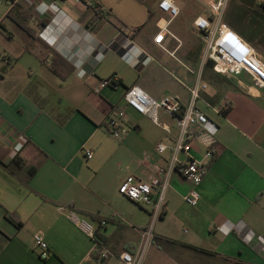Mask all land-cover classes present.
Instances as JSON below:
<instances>
[{
  "label": "crops",
  "instance_id": "obj_1",
  "mask_svg": "<svg viewBox=\"0 0 264 264\" xmlns=\"http://www.w3.org/2000/svg\"><path fill=\"white\" fill-rule=\"evenodd\" d=\"M0 1V264L84 261L93 243L67 209L92 222L96 236L107 237L109 252L135 251L151 220L149 207L119 194L118 185L128 174L147 178L154 164L166 167L179 131L168 114L174 123L156 125L130 107L122 141L103 123L115 105H124L132 84L154 98L174 94L188 103L197 82L207 85L199 88L197 107L217 114L209 116L217 125V153L194 206L183 199L190 183L171 174L153 236L163 240L173 264H264V91L244 74L203 70V47L182 55L185 43L174 33L179 18L196 30L193 19L207 14L210 0H175L179 14L168 27L179 42L166 35L164 48L153 41L168 18L159 0ZM249 6L234 7L248 16V29L238 20L228 25L264 58V7L257 0ZM12 9L13 18L7 15ZM22 12L34 34L19 24ZM53 53L73 66L64 78L50 67ZM114 74V87L95 91ZM215 85L220 95L211 103ZM226 101L230 109L222 114ZM15 141L23 143L19 152ZM158 142L168 148L155 150ZM202 152L196 141L193 155ZM185 156L178 155L181 161ZM35 232L48 244L49 261L34 252Z\"/></svg>",
  "mask_w": 264,
  "mask_h": 264
},
{
  "label": "built area",
  "instance_id": "obj_2",
  "mask_svg": "<svg viewBox=\"0 0 264 264\" xmlns=\"http://www.w3.org/2000/svg\"><path fill=\"white\" fill-rule=\"evenodd\" d=\"M262 3L264 0H257ZM228 0H210L207 3V14L198 15L193 19V26L201 33L203 47L202 61L212 60V69L226 75H246L253 86L264 91V58L223 21ZM158 7L168 14L163 26H159L153 38L154 43L164 48L163 41L166 35L179 42L171 32L169 22L179 14V7L175 0H159ZM179 46V45H178ZM118 81L117 75L99 81L95 91L103 87H114ZM205 83H198L190 91L188 103H183L174 94H166L157 99L149 95L138 84L127 87L123 94L124 105L117 104L113 113L106 118L103 127L111 137L122 141L129 131L124 123L126 107L132 108L137 113L149 117L153 123L160 125L158 112L168 114L176 120L178 136L171 148L172 154L166 167L158 164L152 166L151 173L145 179H139L132 174L123 177L118 185V192L130 201L147 205L150 211L151 225L161 216L165 202V191L169 178L173 172L179 173L190 183V189L183 196L184 201L194 206L198 203L200 193L198 185L207 171L210 160L217 153V125L209 115L196 105L199 97V88H206ZM166 131L168 128L163 127ZM199 141L202 145V155L196 157L192 151L194 143ZM23 146L21 141H15L12 148L19 152ZM168 148L164 142H158L155 150L163 152ZM198 149V148H197ZM184 153V160L178 155ZM86 158L93 155L92 149H85ZM67 218L84 232L93 243L91 251L80 264H142L145 247L151 242L153 232L146 229L143 241L135 251L121 250L111 253L106 248H100V241L96 236V226L80 216L77 212L67 209ZM105 220L98 222L104 226ZM32 240L38 256L45 260L49 257V249L42 234L35 232Z\"/></svg>",
  "mask_w": 264,
  "mask_h": 264
},
{
  "label": "rangeland",
  "instance_id": "obj_3",
  "mask_svg": "<svg viewBox=\"0 0 264 264\" xmlns=\"http://www.w3.org/2000/svg\"><path fill=\"white\" fill-rule=\"evenodd\" d=\"M244 1H246V0H244ZM0 3H2V1H0ZM249 4H250V2H249ZM235 5H236V7L240 8V9L245 8L246 10H248L250 7L249 5L245 4L242 0H228L226 12H225L224 17H223V21L228 24V23H231V21L238 20V25L245 26L248 29V20H247L248 16L245 17V19H246L245 20L243 18V16H240V14L239 15L236 14L234 9H233L235 7ZM239 17H240V19H239ZM187 24H188V21H183L179 18L173 24V28H174V33L181 40H183L185 43V46L182 47V49H181V51H182L181 54L183 55L186 53L185 55L189 56L192 52L194 53L196 51V48H198L197 46H199V44L202 47V43L199 40L201 38L200 32L198 30H194V31L190 30L187 27ZM259 50L261 51V53L262 52L264 53V51L261 50V48H259ZM200 62H201V60H200ZM218 79L223 80V81L225 79H230L232 81L234 80L233 78H229L226 76L225 77L224 76H218ZM243 80H245V78H243ZM227 85H229V84H227ZM229 87H230V85H229ZM198 106L203 107V109H205L207 111V113L209 114V116L211 118H213V119L217 118V114H215L213 111H211V109L204 108L202 103H198ZM158 118H159L160 122L166 121L168 123H174V121L170 118V116L163 114L161 111L158 112ZM129 130H130V128H129ZM182 184H185V182L180 181L181 186H182ZM157 221L158 220H156L153 223V225H151V220L148 219L149 224L147 226V229L148 228L151 229L152 232H154V230L155 231L158 230V227H157L158 222ZM110 226H112V225L110 224ZM181 228L185 229L186 226L182 225ZM116 244H118V242H116ZM166 251H168V249H165V243L163 242V240H160V239L153 236L151 242L145 247L142 264H173L170 261L169 255L166 254L167 253ZM34 252L38 256L37 249L34 248ZM0 256L5 257V254H1ZM49 259H50V257H48L47 261H49ZM83 262L84 261H82L81 263H83ZM28 264H30V263H28ZM48 264H62V262L60 260H55V261H51Z\"/></svg>",
  "mask_w": 264,
  "mask_h": 264
},
{
  "label": "trees",
  "instance_id": "obj_4",
  "mask_svg": "<svg viewBox=\"0 0 264 264\" xmlns=\"http://www.w3.org/2000/svg\"><path fill=\"white\" fill-rule=\"evenodd\" d=\"M243 2L245 3V4H247V5H249V2H250V0H246V1H244L243 0ZM260 5H262L263 7H264V2H262V3H260ZM15 9H16V7H15ZM234 9V8H233ZM13 10L14 9H12V10H10L9 12H8V16L9 17H12L13 18ZM23 14H21L22 16H20V21H19V24L27 31V32H30V33H33L34 34V32H33V30L29 27V26H27V23H26V16H25V14H24V12H22ZM239 19H240V17H239ZM232 22H235V21H231V23ZM244 39V38H243ZM245 40V39H244ZM212 60H210V59H206V60H204V62H203V70L205 69V68H211L212 69ZM50 67H51V69H52V71H54L55 73H57V74H59L62 78H64L65 76H67L71 71H72V69H73V66L68 62V61H66L62 56H60V55H58V54H56V53H53V58H52V61L50 62ZM60 69V70H59ZM210 82H212L211 80H210ZM214 82V81H213ZM228 82V81H227ZM215 83H216V81H215ZM215 87H216V92H215V95L214 96H212L209 100H210V102L211 103H214L215 101H217L216 99H218V97H216V96H218V95H220V93H218L219 92V88H218V86H216L215 85ZM230 109V104L226 101L225 102V104L219 109L220 110V112L222 113V114H225V113H227V111ZM216 155V154H215ZM215 157V156H214ZM214 157L210 160V161H212L213 159H214ZM107 220H109V219H107ZM17 225H20V223L19 222H15ZM97 236L100 238L99 239V241H100V245H99V247L100 248H106V245H107V237L106 236H104V235H102V234H100V233H97ZM205 252V251H204Z\"/></svg>",
  "mask_w": 264,
  "mask_h": 264
}]
</instances>
